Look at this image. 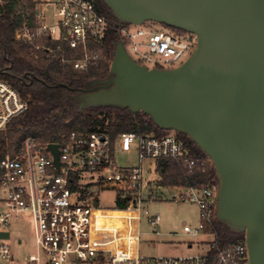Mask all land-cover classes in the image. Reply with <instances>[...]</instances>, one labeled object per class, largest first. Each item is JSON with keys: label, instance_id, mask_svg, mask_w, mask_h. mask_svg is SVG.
<instances>
[{"label": "built area", "instance_id": "1", "mask_svg": "<svg viewBox=\"0 0 264 264\" xmlns=\"http://www.w3.org/2000/svg\"><path fill=\"white\" fill-rule=\"evenodd\" d=\"M32 24L25 19L15 31V40L30 47L37 58L39 51L54 53L46 42L59 43L56 52L60 62L73 70L87 72L100 60L99 46L105 34L114 29L124 49L135 55L136 63L147 68L172 69L183 64L196 47L193 34L164 27L155 30L154 22L120 25L100 14L91 0H38ZM45 44V45H44ZM69 51L65 56L64 48ZM126 51V50H125ZM127 53V52H126ZM128 54V53H127ZM131 58V57H130ZM167 65L163 68L160 64ZM27 110V103L8 82L0 79V130ZM57 145V165L48 145ZM135 152L136 163L118 166L116 153ZM174 160L188 174L196 168L204 171L210 161L191 157L176 132L162 136L153 133L124 132L111 139L105 130H73L61 134L54 142L25 139L13 156L0 160V264H8L10 223L26 221L31 229L35 251L28 264H247L245 241L219 245L215 235L206 229L216 220L218 185L213 182L182 187L177 200L194 203L199 209L197 228L184 226L193 236L212 235L205 249L185 256H141L138 226L142 212L153 228L160 223L157 214L143 208L147 200L143 163ZM127 198L130 211L126 222L128 234L110 226H97L99 211L97 188ZM95 189V190H93ZM121 210V209H113ZM8 233L5 238L2 234ZM21 246V240H17Z\"/></svg>", "mask_w": 264, "mask_h": 264}, {"label": "water", "instance_id": "2", "mask_svg": "<svg viewBox=\"0 0 264 264\" xmlns=\"http://www.w3.org/2000/svg\"><path fill=\"white\" fill-rule=\"evenodd\" d=\"M101 1L120 25L162 24L196 47L176 68L149 69L119 41L106 77L71 96L79 111L142 112L187 135L216 172V220L244 234L247 264H264V0ZM48 149L57 165V145Z\"/></svg>", "mask_w": 264, "mask_h": 264}, {"label": "trees", "instance_id": "3", "mask_svg": "<svg viewBox=\"0 0 264 264\" xmlns=\"http://www.w3.org/2000/svg\"><path fill=\"white\" fill-rule=\"evenodd\" d=\"M2 1L4 4L0 7V79L16 89L26 101L27 110L0 130V160L6 155H15L27 138H37L43 143L54 142L61 134L73 130H105L111 139L124 132L162 136L171 131L158 128L151 118L142 112L131 113L128 109L113 106L87 107L79 111L78 103L71 98L84 89L88 81L103 79L108 74L119 42V35L113 28L105 34L99 46L100 60L97 66L91 67L87 72H79L60 62V53L56 52L59 43L46 42V45L55 50L56 58L48 56L45 52H38L37 58H33L30 47L15 40V31L25 19L29 24L33 23V0ZM91 1L100 14L116 22L111 11L101 0ZM19 2L27 7L28 15L16 14L15 6ZM64 52L65 56H69L66 48ZM71 88L74 91H71ZM176 134L189 149L191 157L209 161L187 135L180 132ZM157 172L161 176L160 184L165 187L198 186L209 181L218 185L212 165H206L204 171L196 168L193 174L188 175L178 162L167 160L159 163ZM112 206L115 209H126L129 200L114 195ZM206 231L213 233L216 242L221 246L244 240L243 233L235 232L217 220H214Z\"/></svg>", "mask_w": 264, "mask_h": 264}, {"label": "rangeland", "instance_id": "4", "mask_svg": "<svg viewBox=\"0 0 264 264\" xmlns=\"http://www.w3.org/2000/svg\"><path fill=\"white\" fill-rule=\"evenodd\" d=\"M35 3V11L42 8L38 0H33ZM4 2L0 0V7ZM16 14L28 15L27 7L23 3H17L15 6ZM155 30L164 29L162 24H153ZM45 45V44H44ZM128 56L136 60L128 48L125 49ZM42 52V51H39ZM47 54V53H45ZM48 56H55L54 53H48ZM35 58L34 56H32ZM56 58V56H55ZM163 68H168L163 63L160 64ZM135 152L131 154L116 153L115 160L118 166L133 165L136 163ZM153 161H146L143 163L145 188L143 197L147 200L151 195L152 199L143 204V208L151 214H157L160 217V223L153 228L147 223V217L142 212L138 226L139 231V245L138 250L141 256H185L195 253V249L188 248L190 242L200 240L199 237H192L183 231L184 226L190 229H195L198 226L200 217L199 209L194 203H185L177 200L180 193L178 189H168L160 184L161 176L154 169ZM97 200L102 207L113 209L114 192L105 188H97ZM95 190V189H93ZM121 226L114 229H121L123 234H128V229L133 226L126 227L128 222L127 217ZM98 226V224H97ZM10 238L8 244L10 246V259L8 264H28V256L34 255L35 244L29 224L18 219L13 220L8 228ZM158 232V234H157ZM17 240H21V246H17ZM77 264H102L100 260H94L93 263Z\"/></svg>", "mask_w": 264, "mask_h": 264}, {"label": "bare ground", "instance_id": "5", "mask_svg": "<svg viewBox=\"0 0 264 264\" xmlns=\"http://www.w3.org/2000/svg\"><path fill=\"white\" fill-rule=\"evenodd\" d=\"M96 214H98V218L96 221L98 226L106 225L110 226L111 228L121 226L125 221L124 217L132 216V213L130 211L124 210H105L96 212Z\"/></svg>", "mask_w": 264, "mask_h": 264}, {"label": "crops", "instance_id": "6", "mask_svg": "<svg viewBox=\"0 0 264 264\" xmlns=\"http://www.w3.org/2000/svg\"><path fill=\"white\" fill-rule=\"evenodd\" d=\"M166 188H168V189H172V188L178 189V187H166ZM181 190H182V187H179V191H181ZM157 234H158V232H157ZM189 235H191V234H189ZM191 236L195 237V238L200 236V240H196L195 242L193 241V242L187 243L189 249H191V248L195 249V251H194L195 253L200 252L203 249H205V242H207V241H209V240H211L213 238V236L209 235V234L208 235H197V236L191 235ZM138 245H139V243H138ZM137 249H138V246H137ZM138 252H139V250H138Z\"/></svg>", "mask_w": 264, "mask_h": 264}]
</instances>
